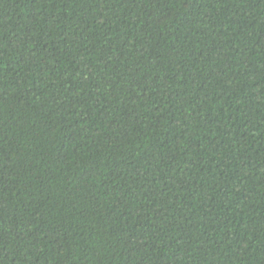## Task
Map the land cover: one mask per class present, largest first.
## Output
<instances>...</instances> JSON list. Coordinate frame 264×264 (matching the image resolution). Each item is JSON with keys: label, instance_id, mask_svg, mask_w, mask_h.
Segmentation results:
<instances>
[{"label": "trees", "instance_id": "trees-1", "mask_svg": "<svg viewBox=\"0 0 264 264\" xmlns=\"http://www.w3.org/2000/svg\"><path fill=\"white\" fill-rule=\"evenodd\" d=\"M0 264H264V0H0Z\"/></svg>", "mask_w": 264, "mask_h": 264}]
</instances>
